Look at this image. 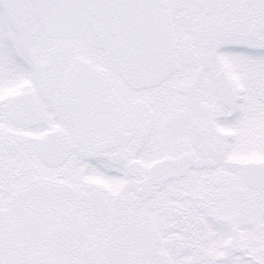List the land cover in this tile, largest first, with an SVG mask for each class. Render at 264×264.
<instances>
[{
	"label": "snow or ice",
	"instance_id": "6c2138e0",
	"mask_svg": "<svg viewBox=\"0 0 264 264\" xmlns=\"http://www.w3.org/2000/svg\"><path fill=\"white\" fill-rule=\"evenodd\" d=\"M0 264H264V0H0Z\"/></svg>",
	"mask_w": 264,
	"mask_h": 264
}]
</instances>
